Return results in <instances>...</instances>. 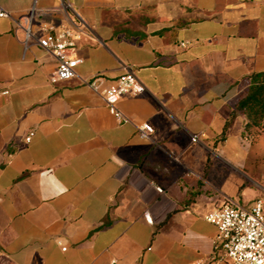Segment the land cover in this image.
I'll list each match as a JSON object with an SVG mask.
<instances>
[{
  "label": "crops",
  "instance_id": "crops-1",
  "mask_svg": "<svg viewBox=\"0 0 264 264\" xmlns=\"http://www.w3.org/2000/svg\"><path fill=\"white\" fill-rule=\"evenodd\" d=\"M64 2L0 0V264H228L205 216L264 208V122L253 157L243 114L223 135L264 73V0ZM44 25L81 30L76 78L50 82ZM125 68L147 93L119 124L103 91Z\"/></svg>",
  "mask_w": 264,
  "mask_h": 264
},
{
  "label": "built area",
  "instance_id": "built-area-1",
  "mask_svg": "<svg viewBox=\"0 0 264 264\" xmlns=\"http://www.w3.org/2000/svg\"><path fill=\"white\" fill-rule=\"evenodd\" d=\"M62 1L64 8L69 9L70 5ZM8 16L0 7V18ZM30 38L31 35L28 33L26 39ZM81 38L82 32L77 28L57 30L53 25L42 26L41 35L34 40L41 49L50 53L57 61L56 71L50 78L51 83L70 81L77 77L76 70L81 60L76 55V47ZM87 84L97 91L101 85V78L97 77ZM146 93L147 88L136 74L125 68L117 82L103 91V97L115 120L119 124H128L129 118L118 108L119 100L124 96L139 97ZM7 95H9L8 91L0 92V96ZM136 129L143 140L150 139L154 133L149 123L138 124ZM34 135L35 132L30 131L25 142L29 143ZM192 142L196 143L197 138L193 137ZM156 190L162 193L160 188ZM146 219L149 220L147 215ZM205 220L217 229L214 244L220 250L221 260L228 264H264L263 201L257 200L250 208H243L229 201L206 214Z\"/></svg>",
  "mask_w": 264,
  "mask_h": 264
},
{
  "label": "trees",
  "instance_id": "trees-1",
  "mask_svg": "<svg viewBox=\"0 0 264 264\" xmlns=\"http://www.w3.org/2000/svg\"><path fill=\"white\" fill-rule=\"evenodd\" d=\"M249 87L244 95L236 104L231 118L226 123V130L230 126L236 114L241 113L246 118L244 132L250 135L254 130L260 129L264 122V73H255L248 77Z\"/></svg>",
  "mask_w": 264,
  "mask_h": 264
},
{
  "label": "rangeland",
  "instance_id": "rangeland-1",
  "mask_svg": "<svg viewBox=\"0 0 264 264\" xmlns=\"http://www.w3.org/2000/svg\"><path fill=\"white\" fill-rule=\"evenodd\" d=\"M262 135V128L254 130L250 135L245 134V137L241 141V146L245 152H248L250 157H253L255 152L257 151V147H255V144H257V140L259 136ZM262 153V159L260 161V164H257L255 169L263 171L264 173V146L262 148L258 149Z\"/></svg>",
  "mask_w": 264,
  "mask_h": 264
}]
</instances>
